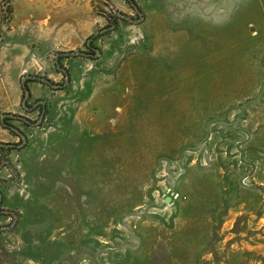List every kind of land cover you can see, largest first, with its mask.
<instances>
[{"label":"rangeland","instance_id":"1","mask_svg":"<svg viewBox=\"0 0 264 264\" xmlns=\"http://www.w3.org/2000/svg\"><path fill=\"white\" fill-rule=\"evenodd\" d=\"M0 264H264V0H0Z\"/></svg>","mask_w":264,"mask_h":264},{"label":"trees","instance_id":"2","mask_svg":"<svg viewBox=\"0 0 264 264\" xmlns=\"http://www.w3.org/2000/svg\"><path fill=\"white\" fill-rule=\"evenodd\" d=\"M136 5V4H135Z\"/></svg>","mask_w":264,"mask_h":264}]
</instances>
